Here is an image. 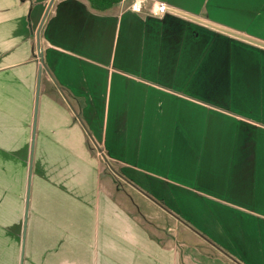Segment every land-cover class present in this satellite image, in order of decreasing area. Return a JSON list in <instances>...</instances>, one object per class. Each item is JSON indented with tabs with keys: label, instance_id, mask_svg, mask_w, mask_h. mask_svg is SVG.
<instances>
[{
	"label": "crops",
	"instance_id": "1",
	"mask_svg": "<svg viewBox=\"0 0 264 264\" xmlns=\"http://www.w3.org/2000/svg\"><path fill=\"white\" fill-rule=\"evenodd\" d=\"M76 111L167 236L104 186ZM215 261L264 264V0H0V264Z\"/></svg>",
	"mask_w": 264,
	"mask_h": 264
},
{
	"label": "rangeland",
	"instance_id": "2",
	"mask_svg": "<svg viewBox=\"0 0 264 264\" xmlns=\"http://www.w3.org/2000/svg\"><path fill=\"white\" fill-rule=\"evenodd\" d=\"M49 13V12H48ZM50 14V13H49ZM33 40V56L36 58L38 63L40 64L39 68V82L41 83V88L43 91H46L47 93H52L55 95H58L57 90H55L53 87H51L50 81H45L44 79H47L48 76L45 75V71L42 66V59H41V37L39 30L37 32H33L32 35ZM45 81L46 83H44ZM50 84H49V83ZM49 84V85H48ZM35 120V118H34ZM88 149L90 150V153L95 156L99 161V169L101 174V179L104 184V186L112 191L116 199L120 202V204L130 211L133 212L135 217L141 221L144 225L148 227V229L154 233H156L159 237H165L167 236L168 232H171L170 228L172 226V219H168V217H165L160 211L156 210V207L152 205H145L142 201V198L139 195H136L135 191H132V188L125 182L121 176L117 174L118 171V163L115 161H112L106 157V154L104 153L102 147L94 141V139H88ZM26 169H28V174L26 173V177H30L32 166L27 165ZM28 175V176H27ZM26 211V210H25ZM180 226V225H179ZM184 227L180 226V228L177 229L181 233L180 237L182 240L187 241L188 243L194 245L197 247V249L202 253L207 254H216V251L211 249V247L208 244L201 243L199 240L194 238L196 235H187L184 233ZM193 236V239L190 238ZM217 261L211 263L215 264ZM208 263V262H207Z\"/></svg>",
	"mask_w": 264,
	"mask_h": 264
},
{
	"label": "trees",
	"instance_id": "3",
	"mask_svg": "<svg viewBox=\"0 0 264 264\" xmlns=\"http://www.w3.org/2000/svg\"><path fill=\"white\" fill-rule=\"evenodd\" d=\"M121 0H85L89 10L96 12V13H105L107 11H109L112 7H114L115 5H117ZM56 101L60 104H63V101L58 98L56 99ZM83 102H80V105H82ZM76 118L78 119L80 125L82 126V128H84V132H85V136H86V145L88 147V138L90 137V133H88L86 126L83 124V122L81 121L80 118V114L79 111H76L75 114Z\"/></svg>",
	"mask_w": 264,
	"mask_h": 264
},
{
	"label": "built area",
	"instance_id": "4",
	"mask_svg": "<svg viewBox=\"0 0 264 264\" xmlns=\"http://www.w3.org/2000/svg\"><path fill=\"white\" fill-rule=\"evenodd\" d=\"M165 4L163 2H158L155 4V10L158 12H164L165 11Z\"/></svg>",
	"mask_w": 264,
	"mask_h": 264
}]
</instances>
